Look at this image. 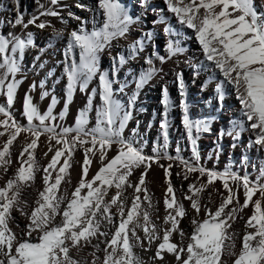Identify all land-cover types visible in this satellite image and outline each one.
<instances>
[{"label": "snow or ice", "instance_id": "1", "mask_svg": "<svg viewBox=\"0 0 264 264\" xmlns=\"http://www.w3.org/2000/svg\"><path fill=\"white\" fill-rule=\"evenodd\" d=\"M19 2L20 0H15V4ZM164 3L165 8L157 9L152 6L151 0H140L143 14L135 15L121 0H97L95 9L102 10L104 22L102 27L92 31L84 28L85 21L80 16L68 10V18L79 22L81 26L69 33V41L64 50L65 59L61 62L66 78L63 109L58 114L55 113L60 100L46 87L47 77L53 74L48 72L45 79L39 83L34 80L24 92L21 115L25 117L26 124H21L13 114V106L19 99L21 86L27 80L23 61L26 51L31 49H37L39 53L33 64L40 61L48 45L38 48L31 31H26V35H17L12 31L0 34V98L3 100L0 102V128L3 129L0 137L7 134V139L0 145V170L7 173L11 167V146L20 134H30L29 142L22 147L17 157L19 166L5 184L0 186V264H89L87 257L77 258L73 255V250L78 255L88 246L94 249L90 253V264H147L134 250L142 248L147 251L154 243L155 252L149 258L151 264H167V254H171L177 264H227L225 258L231 259L232 264H264V183L261 182L264 172L253 181L249 175L241 176L229 168L219 172L199 164V141L202 134L211 132V125L216 117H190L183 72L174 73V83L180 93L181 124L190 142L193 159H184L179 154V149L175 157L166 152L170 123L167 116L175 106L170 100L166 84L161 87V104L164 110L159 125L163 143L154 148L155 155H146L142 145L137 144L134 138L128 139L124 135L129 122L134 119L133 113L140 91L154 77L163 73V67H157L155 62L166 64L186 51L179 40L175 39L179 35L178 30L169 23L171 19H175L186 30L193 31L206 60L212 62V66L222 73L224 79L215 89L217 101L222 103L225 99L226 85L233 86L242 105V115L250 122L247 129L244 120L232 121L229 128L222 127L216 141L217 147L213 150L215 154L219 155V141L224 136L232 137V148L235 149L244 131H252L255 135V139L250 138L248 147L264 151V11L257 8L256 0H164ZM38 6L41 9L38 15H32L27 20L23 11L9 9L15 12L13 19L7 20L4 17L0 23L4 27H20L24 30L30 25L40 30L52 27L50 45L53 40L62 38L63 32L52 26L50 20L41 17L57 18L66 24L62 10L69 6L62 4L61 0H48L47 5L40 3ZM75 6L94 11V18L100 14L87 4L77 2ZM149 11L159 15L158 19L151 22L152 27L145 30ZM158 24L165 25L162 29L166 36L163 47L157 43ZM137 26L139 37L127 44L126 53L121 52L112 58L111 72L102 71L100 56L104 50L112 48L114 41L128 40ZM77 48L79 62L74 55ZM141 60L147 67L140 65L142 71L138 78L134 76L135 91L127 103H124L116 98L114 77L122 66L130 62L139 64ZM44 67V63L39 64L40 69ZM194 75L198 76L199 72H194ZM97 76L99 93L96 88L89 91V83ZM126 86L121 84L118 90L123 92ZM37 87L40 88L41 100L50 98L43 112L34 102L33 92ZM78 89L87 94V102L78 110L75 126L58 124V119L62 121L67 116L69 105ZM97 95L102 103L95 109V126L89 127V113L93 110V100ZM42 135L48 137L50 144L54 140L56 147L50 162L43 169L44 190L38 193L35 207L29 212L25 210L27 202L21 199V195L35 181L36 173L40 170L35 151ZM114 146L116 154L109 158L108 152ZM77 147L84 153L82 176L69 198L66 192L63 195L58 193L60 185L69 175ZM48 151H53V147L50 146ZM97 154L102 166L91 179H87L92 158L97 157ZM61 157H64L62 163ZM161 159L178 161L182 171L176 175L182 176L184 180H188L193 173H199L196 180L201 182L198 185L189 184L191 194L186 193L184 196L190 202L191 209L197 213L192 218L193 232L186 245L183 243L185 233L180 228V222L188 212L177 199L176 189L171 182L172 163L165 168L168 178L165 205L169 211L165 216L162 232L151 221L148 210L151 198L145 178L152 163L159 164ZM247 159L244 156L241 162L244 163ZM141 168L143 171L138 182L132 185L129 178L135 170ZM53 172L56 173L54 177ZM201 178H206V181ZM216 181L222 182L227 195L220 193L222 202L215 210L204 205L205 218L200 220L198 214L202 207V193ZM125 187H134L135 192L127 210L122 200ZM111 188L116 189L115 195L106 200ZM241 188L244 196L242 204L239 198ZM85 189L86 194L82 195V190ZM257 192L259 198L254 200ZM208 198L211 200V193ZM145 201L148 202V207H142ZM249 205L254 209L253 214L245 221L241 248L236 252V233L229 230L237 218H243L240 213ZM113 206L118 210V222L113 218ZM16 210H19L26 221L19 233L11 227L15 221L13 212ZM102 226L104 230H101ZM138 228L144 233L143 239L137 234ZM174 234L180 237L179 241L174 242ZM101 237L104 239L101 240ZM102 243L103 249L100 247ZM100 251L104 253L103 260L96 255Z\"/></svg>", "mask_w": 264, "mask_h": 264}, {"label": "bare ground", "instance_id": "2", "mask_svg": "<svg viewBox=\"0 0 264 264\" xmlns=\"http://www.w3.org/2000/svg\"><path fill=\"white\" fill-rule=\"evenodd\" d=\"M82 3L89 5L90 8L95 9L97 0H61L62 4H67L68 9L62 10V15L67 20V23L61 22L57 18L53 17H41V19H48L51 21V25L58 30H62V38L53 40L49 45V37L52 33V27L40 30L35 26H29L27 30H24L20 27L10 28L4 27L3 23H0V34L12 31L17 35H26V31H31L34 33L35 41L38 48H44L48 45L47 50L41 56L40 61L33 64L34 58L39 54L37 49H31L26 51V56L23 63L26 66L25 74L27 75V80L21 86L19 91V99L16 104L13 106V114L15 118L21 123L26 124L27 121L25 117L21 115V101L24 96L25 90H27L28 85L34 80L39 83L42 79H45L48 72H52L51 77H47V89L59 98L60 103L55 109V113L58 114L64 106V94L66 87V78L63 75V64L64 61V50L67 47L69 41V33L75 29H78L81 25L79 22L74 19L68 18L67 12L71 10L76 15L80 16L83 21H85L84 28L87 31H92L93 29H99L102 27L104 22V16L102 10L95 9V12H99V15H95L94 11L82 10L77 8L76 3ZM122 3H125L130 11L135 15H142V9L140 7V0H121ZM48 4V0H20L19 4H15V0H0V21H3L4 17H7V20H12L15 12L10 11L9 9L21 10L24 13L25 20L30 18L32 15H38L41 9L38 4ZM152 6L159 9L165 8L164 0H151ZM256 6L259 10L264 11V0H256ZM158 13L148 12L146 17V26L145 30L152 27L151 22L155 19H158ZM167 15L171 16L170 13ZM39 22V21H38ZM169 23L178 30L179 35L175 36V39L179 40L182 47L186 49L185 53L179 57H174L172 60H169L168 63L161 65L156 61L157 67H163V73L154 77L149 84H147L142 91H140L138 99L136 100L135 111L133 113L134 119L129 122L128 127L124 131V135L128 139H135V142L139 145H142L146 155H155L153 151L158 144H162V138L160 135V120L161 113L163 112V106L161 104V87L166 84L168 88V94L170 100L174 103L169 112L167 119L169 120V142L167 147V154L175 157L177 155V149H179V154L184 157V159L192 160V153L190 150V142L185 136V129L181 124L182 119V109L180 105V93L177 89V85L174 83L175 75L177 71H181L184 74V80L187 87V98L190 105V117L194 119H203V118H212L216 117L211 125V132L202 134L199 141V150L201 154V159L199 164L203 165L205 168L214 169L216 171L222 172L226 168L231 169L233 172L238 173L243 176L245 174L249 175L250 178L255 181L257 177L261 176V173L264 172V151L258 150L256 147H248L249 140L255 139V135L252 131H244L241 133L240 141L238 146L233 149L232 143L234 142L232 137L224 136L222 140L219 141L220 151L217 156L213 151L216 149V141L219 135V130L223 128H229L232 121L244 120L245 128L247 129L250 122L242 115V105L237 99V95L234 91V87L231 85L225 86V99L222 103H219L216 99V85L224 79L222 73L219 70L215 69L212 66V62L207 61L206 57L202 53V48L199 45L198 40L194 37L192 30H186L184 26L178 24L175 19H171ZM165 27L163 24L156 25V30L158 32L157 43L163 47L165 43L166 36L162 32V29ZM140 35L139 26L130 33L128 40L121 39L118 42H113V47L110 49H105L100 56V67L101 70L112 71L113 57H116L121 52H127V44L131 40L138 38ZM172 38V37H167ZM161 54H164L163 52ZM74 55L79 62V49L74 50ZM44 63V69L39 68V64ZM141 64L146 68L147 65L141 60L138 63L130 62L126 66H122L119 72L115 75L114 89H116L115 95L116 98L121 100L124 103H127L129 97L132 96L135 91V82L134 76L138 78L139 73L142 71ZM190 64L192 66H190ZM198 66V67H197ZM171 70V71H170ZM198 71L199 75L195 76L194 72ZM161 76L163 78H161ZM121 84H126L124 91H119ZM92 88H96L99 93V81L98 76L93 78L89 83V91ZM34 102L38 104L41 111H45L50 98L41 100L40 99V88L33 92ZM0 102H3L0 98ZM87 102V94L82 93L79 89L77 90L73 102L69 105V111L64 120H57L58 124L63 126H75L78 110L83 108ZM102 103L99 95L93 100V110L89 113V127H94L96 124V106ZM147 109L149 111H147ZM2 118V117H0ZM133 129L135 131H133ZM3 129L0 128V131ZM74 135V133H73ZM7 139V134L0 137V145L4 143ZM30 134L22 132L17 138V141L11 146L12 151V165L9 168L8 172L5 173L0 170V186H3L5 182L13 175L16 168L19 166L17 162V157L22 149V147L29 142ZM53 147V151H48L49 147ZM56 147V142L53 140L51 144L49 143L48 137L42 135L38 142V147L35 151V159L37 161L39 171L36 173L35 181L31 186L26 187L21 195V199L27 202L26 211H31L35 207V201L38 198V193L44 190L43 182V169L50 162L54 150ZM47 152V155L45 153ZM116 154V146L113 150L108 152V157H112ZM27 155V154H26ZM97 157L92 158L93 162L89 169L87 179H91L98 169L102 166ZM247 156V161L242 163V158ZM64 157H61V163L63 162ZM84 159L83 150L77 147L73 160L71 161L72 167L69 169V175L65 178V181L60 185V191L58 195H63L65 192L67 196L71 198L72 193L75 188L78 186L79 181L82 176L81 163ZM169 163L173 164L171 182L176 189L177 199L182 202L188 212V215L183 218L180 222V228L185 233L183 243L186 245L189 242V237L193 232L192 218L197 216L190 206V202L184 198L185 194H191L189 192V184L196 183L197 185L201 182L196 180V177L199 173H193L189 176L188 180H184L182 176H177V172L182 171V166L179 165V162L169 161L167 159H161L159 164L152 163L150 169H148L147 176L145 178V184L148 190V194L151 198V207H148V202L145 201L142 207H148L151 215V221L157 226L158 230L162 232V226L164 225V219L169 211L165 205V193L168 186L165 174V168ZM164 165L165 167H161ZM59 167V165H57ZM143 168L137 169L134 171L133 175L129 178V181L132 185H135L138 182V178L141 175ZM56 175L53 172V177ZM201 180L206 181V178H201ZM261 182L264 183V179H261ZM231 183V182H230ZM235 188V185H233ZM86 189L82 190V195L86 194ZM116 189L111 188L108 191V195L105 199H110L115 195ZM209 193H211V200H209ZM220 193L227 195V190L223 188L221 181H216L214 185L209 186L201 196V211L198 214V218L203 220L205 218L204 205L215 210V208L222 202V197ZM134 187H125L123 191L122 200L125 203L126 210L130 208L131 202L134 198ZM143 199V194H141ZM240 203L244 202L243 189L241 188L239 192ZM259 198V193L257 192L256 196L253 199ZM62 208L64 205L61 206ZM231 207V206H230ZM253 207L245 208L240 216L243 218H237L232 225L230 232L236 233L235 239V251L239 252L241 248V240L245 233V221L246 219L253 214ZM113 218L118 222V210L116 206L112 208ZM15 217L14 223L11 225L14 231L20 232L21 229L25 226V219L20 215L19 210L13 212ZM59 219V217H57ZM18 225V227H17ZM111 227V226H108ZM104 230V226L102 229ZM137 234L144 238V233L142 229H137ZM101 240L104 238L101 237ZM174 242L180 240L178 235L173 236ZM95 243V241H94ZM146 243V242H145ZM101 249L104 248V244L100 245ZM147 247V243H146ZM156 244L154 243L152 247L145 251L142 248H136L134 251L147 262L151 264L150 257L154 255ZM94 249L91 246L84 248L78 255L73 250V255L80 257H87V260L90 261ZM97 256L103 260L104 253L102 251L96 253ZM167 264H177L175 258L171 254L165 256ZM227 259V264H232V260Z\"/></svg>", "mask_w": 264, "mask_h": 264}, {"label": "rangeland", "instance_id": "3", "mask_svg": "<svg viewBox=\"0 0 264 264\" xmlns=\"http://www.w3.org/2000/svg\"><path fill=\"white\" fill-rule=\"evenodd\" d=\"M147 111H149V110L147 109Z\"/></svg>", "mask_w": 264, "mask_h": 264}]
</instances>
